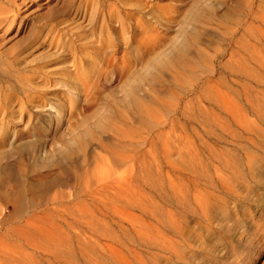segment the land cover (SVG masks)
I'll use <instances>...</instances> for the list:
<instances>
[{"label": "rangeland", "instance_id": "rangeland-1", "mask_svg": "<svg viewBox=\"0 0 264 264\" xmlns=\"http://www.w3.org/2000/svg\"><path fill=\"white\" fill-rule=\"evenodd\" d=\"M126 1L140 6L125 7L133 22L116 30L117 61L100 46L103 62L88 83L70 65L82 46L68 44L73 34L94 41L101 23L78 17L74 0H26L0 35L1 50L20 51L26 71L2 53L0 91L15 94L0 111V264H264V108L262 118L248 110L256 127L234 123L235 136L209 134L207 119L227 101L247 107L246 84L257 101L263 86L247 74L259 67L264 0ZM53 16L73 27L60 40L46 27ZM186 38V63L163 65ZM122 57L126 69L116 64ZM45 67L50 75L31 92L47 105L40 110L21 82ZM61 78L76 89L72 108ZM200 137L222 157L211 159ZM201 149L209 173L199 176Z\"/></svg>", "mask_w": 264, "mask_h": 264}, {"label": "bare ground", "instance_id": "bare-ground-1", "mask_svg": "<svg viewBox=\"0 0 264 264\" xmlns=\"http://www.w3.org/2000/svg\"><path fill=\"white\" fill-rule=\"evenodd\" d=\"M20 1H22V2H20ZM25 1L26 0H0V35H2V32L4 30L8 29L9 26H11V25H13L15 23H18V18H17L18 12L21 10V4H23V2H25ZM40 5H43V4H40ZM75 5H77V6H75ZM126 5H130V6L135 5L136 7L140 6V5L136 4V3H132V2L128 3V1H126V0H79V1L78 0H74V3L72 5V7L75 6L74 8H75V11H76L78 17L79 16L82 17L83 15H87V14L90 13V15L92 14V17L96 20L97 23L98 22L101 23L99 35L95 38L94 41H93V34L90 35L89 37H86L84 34H73V36H71V37H73V39L71 38V41L68 44V48L72 49V50H68V51H73L77 47L82 46V47H80L81 50H77L76 49L75 53H73V55H72V60L70 62V65H72L71 67H73L74 72H75V74H74L75 75V79H76V81L78 83H80V82L83 83V81L85 83L90 82L92 80V77H90L91 73L94 74L95 72L98 71V69H100L99 67L101 66V64L103 62L102 60L104 58V56L99 53V50H102L100 48V46L104 47L105 51L106 50L108 51V49H111V51H112L111 53H112L113 56L109 60L107 59V61H109V64L110 63L112 64L113 61L116 60V57L114 56V53H116V51H117V49H116L117 45H112V42H114L115 39L118 38V36H115V34L117 32L116 30L120 29L123 33H126L129 29H131L132 22H133V16L130 15V13L126 12V8H125ZM261 7H262V11H263L262 19L264 21V4ZM69 8H71V7H69ZM69 8H67V9H69ZM100 21H102V22H100ZM46 27L49 28L50 35H52V36L55 35L58 40L62 39L65 34H68L73 29L71 24H68V20L66 18H60L59 16H53V18L49 20V26H46ZM91 32L92 33L94 32V28L93 27H92ZM189 43H190V39L186 38L180 45H178L174 49L172 54L164 56V58L162 59V64L165 65V66H170V65H172L175 62L176 63L178 62V63L185 64L186 63L185 57L187 55L186 51L188 49ZM95 48H96V50L94 52H92ZM2 53L10 55V56H7V58H6L7 65L8 66H14V67L17 68L16 65L19 64L17 59H20L21 56H22V54H19L20 51L16 52L15 50H13V48H11L9 51H2L1 48H0V65L1 66L4 65V62H3L4 58H2L3 57ZM259 53H260L259 67L255 70V72H249L247 74L248 78L252 79L253 77H255L257 82L260 85L263 86L260 94L257 97V101L255 100L256 102H253V100L251 99L252 93H251V90H250V86L246 84L245 96H246V101H247V107H245L244 109H241V108H238L236 105H233L232 103L227 101L226 106L223 107V108H225V112L222 115L218 114L215 111H211V113L209 114L210 117H207V119L209 118L208 119V121H210V126L209 127L211 128L209 134L215 132L216 128H215V130H212L213 127H217V129L220 128L219 129L220 131H221V129H223V131H226V132L227 131H231L230 133L233 132L234 136H235L236 131L232 130L234 123H237V124L240 123L241 126L246 127L247 129L253 128L255 126L254 122L253 123L251 122V121H253V119L251 121H249L250 119L247 118V113H249L248 110H250L251 108L254 111H257V113L262 118V116H261L262 113L261 112H262V108H264V31H263V35L261 37V47L259 48ZM82 54H84V55H82ZM116 64H118V67H120L121 69H126L127 67L130 66V62L125 57H122V59L120 61L116 62ZM19 66H20V68H18V71H20V72L23 71L24 73H26V71L23 68H21L20 64H19ZM45 68L47 70L44 71V72H41V71L39 72L38 69H36L34 71L35 75L37 73L36 78L33 77L34 74L31 75V76H26L25 75L26 78H24V82H21L22 85H24V87L27 90V92H29L27 94V96H25L26 100H28L29 103L33 104V106L35 108L40 109V110H43L47 105H42L41 103H38L34 99L35 96H33L31 92L36 91L37 90V86H39V84H38L39 81L37 79H40L41 77H44V75H50V72L48 71V67H45ZM97 73H95V74H97ZM14 76L17 77L18 79L22 80V78H21L19 73H17V75H14ZM93 78H96V76H93ZM97 79H98V77L96 78V80ZM61 82L64 83L65 86L68 87V90H69V93H70L69 95L72 96L71 105H70L71 106L70 108H72V106H73V104L75 102L74 99H76V93H77L76 89H71L69 87L68 79H66V78H61ZM5 89L7 90V88H5ZM10 89H11V87H10ZM27 92H25V93H27ZM12 94H15V93H12ZM12 94L10 95V93H8V92L4 93V92H2V90L0 91V111H2L4 114H7L9 112L6 109V107L8 105H13V103H14V99H10V98H12L11 97ZM19 99H21V97ZM17 101H18V99H17ZM3 102H5V103H3ZM22 102L23 101L21 100V104H23ZM216 103L219 104V101L216 102ZM222 103L224 104V102H222ZM3 104H5V105H3ZM21 104L19 103V107L21 106ZM23 106H25V104H23ZM50 109H54L55 110L54 112H50V114L53 115L55 118H59L62 115L61 108H57V107H54L52 105L50 107ZM1 129H2V125H1ZM249 131H251V130H249ZM218 133H219V131H218ZM222 135H223V132H222ZM199 139H200L199 144L202 146V148L205 147V148L208 149V151H209L208 154H209L211 159H213V158L216 159V158L222 157V153L218 149H215V148H211L210 149V146H209L210 144L208 142L205 143L201 137ZM199 144H198V146H199ZM251 145H250V147L252 148ZM233 147H236V149L238 148L237 146H233ZM234 151H236V150H234ZM222 152H224V151H222ZM195 157H196V160H195V163H194L195 166L193 168H195L196 173L199 176L204 175V173H206V172L209 173V167H208L209 164L203 162V158H202L203 157V149L197 150V153H196ZM234 159H236V158H234ZM210 162H211V160H210ZM218 164H219V162H218ZM222 164L224 166H226L227 169L230 168V170H234V168H235V166L234 167H230V165L231 166H233V165L229 161V159H227L226 161H223ZM211 166H213V165H211ZM212 168H214V166ZM214 169H212V170H214ZM216 172L218 174V179H220L221 178V175H220L221 170L217 169ZM114 173H113V175H114ZM182 174H184V173H182ZM221 174H224V173H221ZM233 174L234 175H238L239 172L236 171V173H235L233 171ZM103 179H104V177H103ZM218 179H217V181H218ZM228 179H230V178H228ZM120 180H122V179H120ZM198 180L200 181V179H198ZM231 183L233 184V182H231ZM214 187H215V185H214ZM114 189H115V187H114ZM209 189H212V188H209ZM211 196H213V195L211 194ZM169 215H172V213L169 214ZM173 219H174V217H173ZM173 219H172V217L171 218L169 217L170 221L168 220L167 223L170 224L172 222L173 225L176 224V223L173 222ZM175 226H178V225H175ZM105 259L106 258H102L101 264L103 263V261H106ZM128 259L127 258H116V260L118 261L119 264H132L133 261H130ZM116 260H114V261L116 262ZM136 260H137L138 264H146L145 260H143V259L140 260L139 258H136ZM107 261H108V259H107ZM90 262H92V260ZM107 263H109V262H107ZM92 264H93V262H92Z\"/></svg>", "mask_w": 264, "mask_h": 264}]
</instances>
